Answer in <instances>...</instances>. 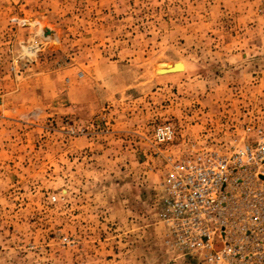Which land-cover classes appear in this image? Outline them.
<instances>
[{
    "label": "rangeland",
    "instance_id": "obj_1",
    "mask_svg": "<svg viewBox=\"0 0 264 264\" xmlns=\"http://www.w3.org/2000/svg\"><path fill=\"white\" fill-rule=\"evenodd\" d=\"M251 123L264 0H0V264H197L166 243L159 151Z\"/></svg>",
    "mask_w": 264,
    "mask_h": 264
},
{
    "label": "built area",
    "instance_id": "obj_2",
    "mask_svg": "<svg viewBox=\"0 0 264 264\" xmlns=\"http://www.w3.org/2000/svg\"><path fill=\"white\" fill-rule=\"evenodd\" d=\"M245 131L240 143L159 151L167 162L157 193L166 243L197 264H264V124ZM175 136L164 123L153 138L170 145Z\"/></svg>",
    "mask_w": 264,
    "mask_h": 264
},
{
    "label": "bare ground",
    "instance_id": "obj_3",
    "mask_svg": "<svg viewBox=\"0 0 264 264\" xmlns=\"http://www.w3.org/2000/svg\"><path fill=\"white\" fill-rule=\"evenodd\" d=\"M175 65H177V68L178 69H182V70H184L185 68L181 65V64H175ZM168 71H172V69H168Z\"/></svg>",
    "mask_w": 264,
    "mask_h": 264
}]
</instances>
